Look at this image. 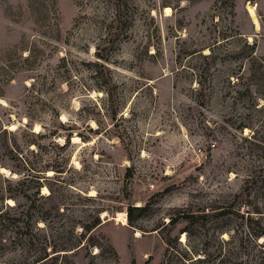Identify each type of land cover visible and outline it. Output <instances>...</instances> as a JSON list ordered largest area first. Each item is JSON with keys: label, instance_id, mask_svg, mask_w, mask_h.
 I'll use <instances>...</instances> for the list:
<instances>
[{"label": "rangeland", "instance_id": "obj_1", "mask_svg": "<svg viewBox=\"0 0 264 264\" xmlns=\"http://www.w3.org/2000/svg\"><path fill=\"white\" fill-rule=\"evenodd\" d=\"M117 2L108 44L114 0H0V190L54 239L103 224L57 264H250L217 208L264 211V0Z\"/></svg>", "mask_w": 264, "mask_h": 264}, {"label": "trees", "instance_id": "obj_2", "mask_svg": "<svg viewBox=\"0 0 264 264\" xmlns=\"http://www.w3.org/2000/svg\"><path fill=\"white\" fill-rule=\"evenodd\" d=\"M112 5L114 8L113 20L110 26L105 27L106 33L104 34V43L108 44L120 32L119 25L121 22L120 13L122 6L119 5L117 0H114ZM101 50L97 49L96 58L103 61L106 59L99 54ZM55 134L53 130L52 135ZM56 169L55 172H62L60 168L57 167ZM246 180L245 183L252 182L253 177ZM16 193L18 192L11 188L0 190V264H57L59 259L66 258L67 255L73 254L84 247L94 246L93 243L89 244V241H91L90 235L103 225L99 221L94 222L91 226L83 225L80 233H77L74 226H60L57 229H59L58 234L61 236L54 239L47 231L49 226L53 224L47 222V219L51 221L56 214L60 213V209L51 206L48 210L42 212L44 218L39 217L36 219L16 203V197L14 196ZM51 195L52 192L44 199L51 201ZM5 197L9 200L13 199L15 204L5 203ZM248 202L250 206L242 214L238 212V208H235V206L231 208H217L219 210L218 214L222 216L224 214L239 215L244 220L239 224L240 229L234 230L233 234L229 235L228 240H224L222 234L229 232L217 231V234L219 233L218 238L222 244H229L233 240H236L238 248L242 251L246 250V243L251 244L255 248L257 255H255V261L250 262V264H264V211L258 206L252 205L250 200ZM134 209L140 208L129 207L126 211L127 224L129 226H133L132 211ZM190 216L192 214L189 211L178 213L177 216L172 215L168 224H174L178 217L189 219ZM38 220L45 223V226L39 227L37 224ZM164 227L162 225L159 228L163 229ZM243 230H245V234L239 236ZM234 234H238V236L234 237ZM260 239L261 241H259ZM96 254H93V256ZM65 264L74 263L69 262Z\"/></svg>", "mask_w": 264, "mask_h": 264}, {"label": "bare ground", "instance_id": "obj_3", "mask_svg": "<svg viewBox=\"0 0 264 264\" xmlns=\"http://www.w3.org/2000/svg\"><path fill=\"white\" fill-rule=\"evenodd\" d=\"M168 13H169V11H166V14H168ZM248 14H249L250 19L252 20L253 24L255 25V30L258 31L259 30V25H258L257 15L255 13L254 7H248ZM71 139H72V142H77L78 141L76 136H72ZM0 173L8 175V171L3 169V168L2 169L0 168ZM42 190L44 192L43 195H45V193L47 192V189L46 188H42ZM11 202L12 201L9 200V204L12 205ZM117 220H121L122 225H125L126 224V219H125L124 213H119L118 216H117ZM181 240H184V235L182 236Z\"/></svg>", "mask_w": 264, "mask_h": 264}, {"label": "water", "instance_id": "obj_4", "mask_svg": "<svg viewBox=\"0 0 264 264\" xmlns=\"http://www.w3.org/2000/svg\"><path fill=\"white\" fill-rule=\"evenodd\" d=\"M256 32V31H255ZM258 32V31H257ZM1 169H2V167H0ZM4 169V168H3ZM6 170V169H5ZM9 173V175H11V173L10 172H8Z\"/></svg>", "mask_w": 264, "mask_h": 264}]
</instances>
